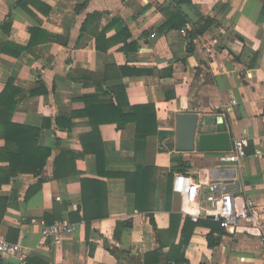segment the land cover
<instances>
[{
    "label": "crops",
    "instance_id": "0c3cea01",
    "mask_svg": "<svg viewBox=\"0 0 264 264\" xmlns=\"http://www.w3.org/2000/svg\"><path fill=\"white\" fill-rule=\"evenodd\" d=\"M19 1L0 0V93L14 82L12 121L39 129L38 146L51 155L41 175L47 179L30 197L41 178L34 174L1 186L0 200L7 201L0 237L23 244L41 264H264L256 234L193 219L173 190L167 207L175 174L209 173L235 181L228 190L255 199L264 215V0ZM177 10L187 21L180 29L169 23ZM206 20L213 21L209 30L189 36ZM115 94L125 112L155 106L158 132L144 153L135 151L136 123L117 128ZM180 114L198 116L192 151L177 148ZM220 118L231 145L244 143L248 156L239 166L220 162L223 150L198 147L200 135L221 132ZM138 162L156 168L149 177L151 211L137 207L123 177ZM82 180L98 184L83 188ZM83 192L88 215L107 210V216L82 220ZM202 203L212 207L209 189ZM45 216L76 229L41 243ZM208 220L223 229L213 233V246L212 227L202 223ZM2 260L21 264L10 255Z\"/></svg>",
    "mask_w": 264,
    "mask_h": 264
},
{
    "label": "trees",
    "instance_id": "16d2710c",
    "mask_svg": "<svg viewBox=\"0 0 264 264\" xmlns=\"http://www.w3.org/2000/svg\"><path fill=\"white\" fill-rule=\"evenodd\" d=\"M24 0L18 2L19 5L24 4ZM169 18V23L172 28L180 29L185 26L186 19L182 16L180 11H175ZM179 17V21L176 18ZM195 30L189 33V36L194 38L196 35L205 33L213 25L212 20H206L204 23L197 22ZM19 93V89L14 85V82L10 80L6 86V89L0 93V138L5 140V146L0 149V156L3 160L9 163L7 168L0 167V188L3 184L9 183L14 177L19 176L23 173H31L35 176L41 177L42 171L47 164V159L51 155V149L42 148L38 146V139L40 137V130L36 128H30L17 124L12 121V115L16 110L17 102L16 98ZM118 99L119 106L113 107V113L115 121L117 123V128L122 129L129 122L136 123V136H135V151L136 153H144L146 149L147 138L150 135H155L158 132V125L156 121V111L154 104H143L139 106L132 107L130 112H125L121 107V96L120 94H115ZM170 97V96H169ZM86 102L89 103L95 100V97H86ZM104 120V119H103ZM99 125L97 124V130ZM96 134V131L94 132ZM97 159L99 163L102 157L97 153ZM156 170L155 167L148 166L144 162H138L137 171L135 173H129L123 175L126 181V187L128 191L134 192L136 196L137 207L141 210L151 211L153 210V205L147 203L149 193H150V183L149 177L152 172ZM55 178H58V167L54 170ZM47 178H39L38 182L31 186L26 194V198L37 191ZM83 188L86 184H98L94 180H82ZM85 197V198H84ZM172 198V187L168 190L167 207L170 208ZM6 198L2 197L0 200V208L5 207ZM88 203L86 196L83 192V210L84 216L82 220L90 221L91 218H101L107 216L106 211H98L96 213H91L88 215ZM3 211L0 209V217H2ZM173 223L175 222L176 216H172ZM154 222V219H152ZM210 221V220H208ZM203 221V224L210 225L212 227V232L209 234V245H215L213 240V233L217 232L219 234L223 233V229L218 223ZM45 222L47 224H52L56 222L55 220H50L48 216H45ZM195 226V224H194ZM0 264H3L2 256H0ZM26 264H41L40 261L35 258L28 257L26 259Z\"/></svg>",
    "mask_w": 264,
    "mask_h": 264
},
{
    "label": "built area",
    "instance_id": "2783aa9c",
    "mask_svg": "<svg viewBox=\"0 0 264 264\" xmlns=\"http://www.w3.org/2000/svg\"><path fill=\"white\" fill-rule=\"evenodd\" d=\"M247 156L243 141L238 139L232 143L229 150L219 154V161L239 166ZM232 183L235 185V181L215 180L209 173L201 179H196L190 174L179 173L174 176L172 190L182 198V211L193 219L212 218L229 233L248 232L259 236L263 243L264 258V215L255 199L229 191L228 185ZM208 189L211 191L212 207L210 208L202 203V197ZM42 226L41 243L72 233L76 229V224L68 220H60L52 224L43 221ZM31 251L23 244L13 243L0 237L1 256H14L23 264L31 255Z\"/></svg>",
    "mask_w": 264,
    "mask_h": 264
},
{
    "label": "water",
    "instance_id": "95a60500",
    "mask_svg": "<svg viewBox=\"0 0 264 264\" xmlns=\"http://www.w3.org/2000/svg\"><path fill=\"white\" fill-rule=\"evenodd\" d=\"M198 116L196 114H180L176 118L177 148L181 151H192L195 148V135ZM221 132L219 134H206L199 136L198 147L201 150H229L230 137L226 132L223 119L218 120ZM216 176V172L213 173ZM236 177V171L231 179Z\"/></svg>",
    "mask_w": 264,
    "mask_h": 264
}]
</instances>
